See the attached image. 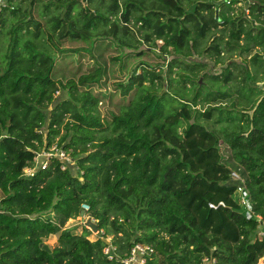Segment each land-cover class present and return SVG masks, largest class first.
I'll return each mask as SVG.
<instances>
[{
  "label": "trees",
  "instance_id": "trees-1",
  "mask_svg": "<svg viewBox=\"0 0 264 264\" xmlns=\"http://www.w3.org/2000/svg\"><path fill=\"white\" fill-rule=\"evenodd\" d=\"M241 1L247 6H234ZM143 41L152 52L137 51ZM1 47L0 264H121L138 241L163 257L155 252L147 264H202L205 256L256 264L264 237L232 198L230 173L264 216V87L250 83L264 78V53L256 50L264 49V0H9L0 11ZM234 51L253 71L232 62L204 73L216 89L202 97L196 82L198 91L185 96L187 76L206 66L186 58L207 53L220 61ZM148 54L154 63L135 62ZM89 56L94 61L84 69ZM175 67L180 86L160 93ZM231 82L238 94L232 108L211 105L230 99ZM58 89L74 100L64 102L70 119L55 142L65 113L47 115L39 106L54 102ZM255 93L251 104L241 102ZM16 96L34 99L25 114ZM200 100L209 104L203 110ZM200 119L217 123L220 136ZM53 143L74 164L62 169L55 157L23 175ZM83 203L104 237L90 240L86 227L65 225ZM109 243L113 258L104 252Z\"/></svg>",
  "mask_w": 264,
  "mask_h": 264
},
{
  "label": "rangeland",
  "instance_id": "rangeland-1",
  "mask_svg": "<svg viewBox=\"0 0 264 264\" xmlns=\"http://www.w3.org/2000/svg\"><path fill=\"white\" fill-rule=\"evenodd\" d=\"M216 2H222V0H216ZM240 5H243L245 7L247 6L246 3L243 2V1H241V3H239V4H234L235 7H238ZM246 12H248V10H246ZM133 27L137 31V25L136 26L134 25ZM137 36L139 38H141V33L139 31H137ZM108 39L110 40L111 38H108ZM211 40H212V38H211ZM156 42L159 43V45L163 44V40H161V39H157ZM208 42H209V38L206 41V43H208ZM153 47H155V49H156V51H154L155 55L161 54L162 56H164V54L161 52L159 46H154L153 45ZM149 48H150L149 43H146V42L143 41L139 45V49L137 51H139L140 49H146L149 52H152V50L149 49ZM256 50L260 51V53H264V49H262L261 47H256ZM126 51H128V50H126ZM4 52H5L4 48L1 47V49H0V60L3 58ZM166 57H167V60H169L172 56L170 54H166ZM243 58H244V55L242 56L236 51H234V52H232L230 54L222 52V58H221L220 61H217L214 56H210L207 53H202V54L195 53L191 57L186 58L188 60H195V61H199V62H204L206 64V66H204V69L200 73H198L196 76H194L193 74L188 73V74H190V76H187L188 77V79H187L188 83L186 84L187 85L186 88L183 89V93L186 94L185 95L186 97H190L193 93L198 91V88L200 86L197 85L196 82H199V83H203V84H201L202 86H201V89H200V94L202 95V97H204L208 91H210L212 89L214 90L218 86V83H215V82H212V81L206 79L204 73H209V74L221 73L224 70V67H227L232 62H236V63H239V64H244V65L249 67V70L253 71L252 67H250L251 66L250 63L248 61H245ZM139 59L148 60V62L154 63L151 60V55L150 54H148L145 57L144 56L138 57V55H137V58L135 57V62L138 61ZM93 61H94V59L89 56L88 60H87V65L84 66V69H86L87 67H90V65L93 63ZM166 67H167V62L162 66V68L164 69V73L163 74L165 76H166ZM229 67L235 74H238V70L237 69H235L232 66H229ZM115 68H116V70L118 69V65L117 64L115 65ZM156 68L157 69H162L160 66L159 67L156 66ZM177 69L178 68L175 67L173 69V71L171 72V74H170V77L174 79V80H171V84H169L168 77H166L167 80H165V83L161 86V88L159 90L160 93L163 92L164 90L165 91L167 90L168 92L174 93L173 92L174 88L180 86L179 81H177L180 73L178 72ZM258 76L260 77L261 75L259 74ZM182 79H184V78L182 77ZM263 82H264V78H261L258 81H256L255 83L254 82H250V83H252V85H256V86H258L260 88H263L264 87ZM237 84L240 86V83H237ZM225 86L229 90L233 91V92H231L230 99L229 100L225 99L222 102H219V101L210 102L211 105H215V106L224 105L228 109L232 108L231 102H232L233 99L237 98L238 94L235 92L232 82L228 83V84H225ZM54 96H55L54 102L48 103V102L45 101L39 106V108H41L47 115H52L53 113H56V114H58V116H61L62 113H65L64 116H61L63 122L61 123V126H60V134H59V136H57L55 138V142H59L63 138L64 134L66 133L65 122L68 119H70V113L65 110L66 109V105L64 104V102L66 100H68V99L74 100V98H73V96H69L66 91H63L61 89H58V91H55L54 92ZM177 96H179V95H177ZM256 96H257L256 93L252 94L251 97L249 98V100H247L245 98V99H242L241 102L243 104H245V105H247V103L251 104L250 102ZM22 101H23V103H22ZM24 102L27 103L28 105H26ZM14 103L19 105V107L21 108L22 113L25 114L27 109L29 108V105L34 103V99L33 98H21L19 96H16V97H14ZM208 105L209 104L206 101L200 100L196 107L203 110ZM240 106L242 107L244 105L240 104V105H237L234 108L239 109ZM200 121L205 126L209 127L208 129H210L215 135L220 136L219 133H218L219 125L217 123L205 121L204 119H200ZM70 158L72 159L71 155H70ZM230 176L232 177V181L235 182V184H238V182L236 180L238 178V176L236 175V173L232 172V173H230ZM232 181H230V182H232ZM234 190L235 189H233V192H232L231 195H232L233 199H236V195H235V191ZM90 215L91 214H87V211H85L83 216L80 215V216H77L75 218H70L66 222L65 225L68 228L75 229L76 232H82L84 227H86L87 229H89L91 231V233L88 236V238L90 240H94L98 236L100 237V233L93 227L92 223H94V218L92 216H90ZM229 226H231V224L228 223L226 225V227L228 228ZM231 229H233V228L231 227ZM109 237L111 238L110 241H112V235H109ZM56 241H57V234H54V235H51V236H49V237H47L45 239V244H47V246L49 245V246L53 247V246L56 245ZM113 247H115V246L112 244V249H114ZM157 259H158L159 262H162L163 257H161V255L157 253Z\"/></svg>",
  "mask_w": 264,
  "mask_h": 264
},
{
  "label": "built area",
  "instance_id": "built-area-1",
  "mask_svg": "<svg viewBox=\"0 0 264 264\" xmlns=\"http://www.w3.org/2000/svg\"><path fill=\"white\" fill-rule=\"evenodd\" d=\"M8 3L9 0H0V11L3 7L7 6ZM10 7H12V5H10ZM55 157L64 162L61 164L62 169H65L67 164H74V161L70 158L69 152L62 148V146H59L57 143H53L51 146L44 147L40 151L36 152L30 164H27L23 168V175L27 177L33 176L39 168H47L49 160ZM235 195L238 205L245 209L247 217H254L257 220L258 236L264 237V216L256 213L253 210L250 191L243 182H240L236 185ZM82 208V211H88L89 205L83 203ZM97 231L100 233V237H104L103 229ZM105 238L108 241L111 239L109 235L105 236ZM113 248L115 249V247ZM110 249H112L111 243L104 247V252L108 253L109 258H113V255L109 253ZM155 252L156 251L152 245L138 241L135 242L122 257H120V261L121 264H147ZM202 264H217V260L214 257L205 256L202 259ZM256 264H264V253L259 256Z\"/></svg>",
  "mask_w": 264,
  "mask_h": 264
},
{
  "label": "water",
  "instance_id": "water-1",
  "mask_svg": "<svg viewBox=\"0 0 264 264\" xmlns=\"http://www.w3.org/2000/svg\"><path fill=\"white\" fill-rule=\"evenodd\" d=\"M80 215L83 216V215H84V211H81ZM43 248H44L45 250L49 251V248H48L47 244H44V245H43Z\"/></svg>",
  "mask_w": 264,
  "mask_h": 264
}]
</instances>
